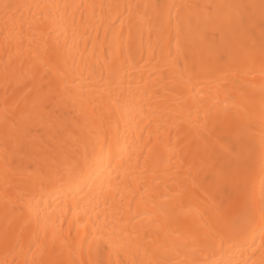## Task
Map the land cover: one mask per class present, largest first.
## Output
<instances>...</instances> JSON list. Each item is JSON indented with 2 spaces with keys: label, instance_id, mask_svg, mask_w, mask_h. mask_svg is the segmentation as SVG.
Segmentation results:
<instances>
[{
  "label": "bare ground",
  "instance_id": "6f19581e",
  "mask_svg": "<svg viewBox=\"0 0 264 264\" xmlns=\"http://www.w3.org/2000/svg\"><path fill=\"white\" fill-rule=\"evenodd\" d=\"M250 206L264 0H0V264H264Z\"/></svg>",
  "mask_w": 264,
  "mask_h": 264
},
{
  "label": "snow or ice",
  "instance_id": "6c2138e0",
  "mask_svg": "<svg viewBox=\"0 0 264 264\" xmlns=\"http://www.w3.org/2000/svg\"><path fill=\"white\" fill-rule=\"evenodd\" d=\"M4 7L7 8L8 5L5 4ZM249 210H250V212L253 213V214L258 210L259 213H260V215H261V218L264 219V207L259 208V209H256L254 206H250V209H249Z\"/></svg>",
  "mask_w": 264,
  "mask_h": 264
}]
</instances>
